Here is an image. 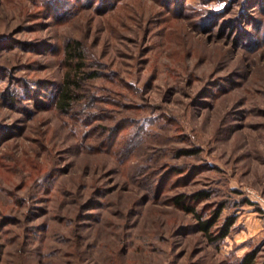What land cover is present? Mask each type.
Here are the masks:
<instances>
[{"label": "rangeland", "instance_id": "obj_1", "mask_svg": "<svg viewBox=\"0 0 264 264\" xmlns=\"http://www.w3.org/2000/svg\"><path fill=\"white\" fill-rule=\"evenodd\" d=\"M251 253L264 264V0H0V264Z\"/></svg>", "mask_w": 264, "mask_h": 264}, {"label": "trees", "instance_id": "obj_2", "mask_svg": "<svg viewBox=\"0 0 264 264\" xmlns=\"http://www.w3.org/2000/svg\"><path fill=\"white\" fill-rule=\"evenodd\" d=\"M65 52H66V61L68 62L71 58H80L81 59V54L78 52L77 47L75 44L72 42H68L65 44ZM79 61V60H78ZM75 62L73 64V68L75 71L80 69V62ZM75 73V72H74ZM75 84V80L73 76L69 72H65L63 81L59 87V93H58V98H57V106L61 109H64L68 107L67 105L70 104V101H72V87ZM203 192H199L197 194H194L193 197H202ZM183 196L175 197L173 200L176 204H180L181 208L184 209L185 211L188 212H193L194 208L190 204H184L182 202ZM197 217L199 218L198 213H195ZM218 213L215 212L214 215H212L210 218L206 220H200L198 222L199 229L206 233L210 227L215 223L217 219ZM234 222V219L232 217H229L225 220V222L221 225L220 229L218 230V233L215 236H210L211 239L215 238H223L229 233V227L231 224ZM253 259V254H246L241 262L239 264H251Z\"/></svg>", "mask_w": 264, "mask_h": 264}]
</instances>
